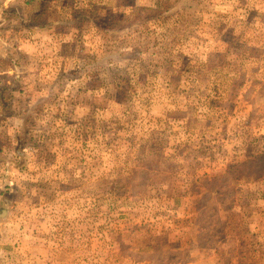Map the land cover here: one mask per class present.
<instances>
[{
	"label": "rangeland",
	"instance_id": "obj_1",
	"mask_svg": "<svg viewBox=\"0 0 264 264\" xmlns=\"http://www.w3.org/2000/svg\"><path fill=\"white\" fill-rule=\"evenodd\" d=\"M42 1L0 0V264H264V0Z\"/></svg>",
	"mask_w": 264,
	"mask_h": 264
},
{
	"label": "trees",
	"instance_id": "obj_2",
	"mask_svg": "<svg viewBox=\"0 0 264 264\" xmlns=\"http://www.w3.org/2000/svg\"><path fill=\"white\" fill-rule=\"evenodd\" d=\"M42 3H43V1L41 0L40 2H39V4L37 5V7L40 5H42ZM36 7V8H37ZM39 8V7H38ZM34 10V9H33ZM31 11L30 12V19L32 20V21H37V18H38V16L40 15V13H41V11H42V7L40 8V11L39 12H35L34 13V11ZM9 11V10H8ZM13 13V15H15L16 17H17V19H20V20H22V21H24L25 20V18L21 15V14H19V12H17L15 9L14 10H11ZM25 23H26V25L27 24H29L30 22L28 21V19H26V21H25ZM37 23L39 24V25H41L38 21H37ZM4 57L5 58H13V56L11 57V56H9V55H7V54H4ZM16 68H19L18 67V65H16ZM4 89L6 90V89H8V86H2V89H1V97L3 96V93H4ZM0 97V98H1Z\"/></svg>",
	"mask_w": 264,
	"mask_h": 264
},
{
	"label": "crops",
	"instance_id": "obj_3",
	"mask_svg": "<svg viewBox=\"0 0 264 264\" xmlns=\"http://www.w3.org/2000/svg\"><path fill=\"white\" fill-rule=\"evenodd\" d=\"M41 0H31V4H35V7L33 8V9H31V11L33 10L34 11V13L36 12H39L40 11V8H41V6L39 5L38 7H37V5L39 4V2H40ZM37 7V8H36ZM30 11V12H31ZM31 17H30V13H29V16L27 15V19H28V21L30 22L29 24H31L27 29H29V30H31V28H37V29H42L43 28V26L42 25H39L38 23H37V21H32L31 19H30ZM36 31V30H35Z\"/></svg>",
	"mask_w": 264,
	"mask_h": 264
}]
</instances>
